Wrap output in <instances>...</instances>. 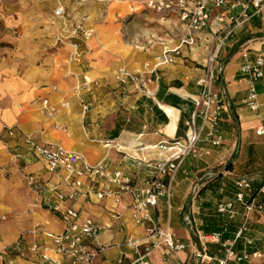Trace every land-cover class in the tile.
<instances>
[{
  "label": "crops",
  "instance_id": "1",
  "mask_svg": "<svg viewBox=\"0 0 264 264\" xmlns=\"http://www.w3.org/2000/svg\"><path fill=\"white\" fill-rule=\"evenodd\" d=\"M33 1L40 9L52 6L56 10L60 5L68 9L64 0ZM76 1L80 11L72 19L56 17V25L49 26L53 32L48 65L31 72L0 66V264H50L40 252L62 260L50 234L62 232L64 226L31 181L51 183L62 191L73 188L49 172L45 158L29 140L80 154L84 162L105 164L111 171L122 170L132 177L134 193L123 194L120 201L114 195L97 197L96 191L105 182L98 177L88 181L84 193L63 204L103 226L92 247L104 250L92 264H129L137 253L124 243L129 239L141 245L153 242L149 234L155 223L187 248L165 261L162 244L150 255L149 264H218L229 243L237 253L264 254V209L251 213L247 230L240 236L244 207L235 204L232 219L218 211L220 203L235 199L239 176H248L252 183L246 199L264 203V196L252 197L264 181V140L255 133L264 125V76L256 82L260 107L252 110L245 103L247 84L241 71L245 53L251 61L257 53L264 54V14H254L251 7L250 19L223 43L230 22L220 16L227 6L210 4L209 27L193 32L194 42L187 44L184 40L189 35L179 14L158 11L149 6V0ZM17 23L7 20L3 25ZM39 24L40 29L46 25ZM47 32L44 26L45 40ZM174 49L178 52L169 53L172 60L163 59L166 50ZM212 65L217 67L219 83L211 89L223 90V143L213 147L202 143L209 154L188 156L172 181L164 177L172 194L161 196L158 205L148 209L149 218H144L135 209V195L151 176L147 162L171 154L152 145L185 138L187 121L195 112L192 97L202 95L204 86L199 80ZM44 99L56 106L54 116L47 115ZM144 157L147 162L139 163ZM44 194L54 198L55 191L48 188ZM223 228L217 241L201 238ZM35 244L40 251L33 249ZM198 253L214 259L199 260ZM257 264H264V255Z\"/></svg>",
  "mask_w": 264,
  "mask_h": 264
},
{
  "label": "built area",
  "instance_id": "2",
  "mask_svg": "<svg viewBox=\"0 0 264 264\" xmlns=\"http://www.w3.org/2000/svg\"><path fill=\"white\" fill-rule=\"evenodd\" d=\"M80 2L86 0H78ZM149 6L158 11L178 13L182 21L183 28L189 35L184 40L187 44L194 42L191 35L193 32L203 30L209 27L210 9L209 5L215 7L227 6L226 10L221 13V19L229 18V26L226 28V39L233 33L236 27L244 24L250 19L248 10L252 7L254 14H264V0H149ZM240 7V11L235 9ZM55 15L58 17L66 16V8L60 5L55 10ZM78 27L76 30H80ZM183 42V43H184ZM178 52V49L166 50L163 59L170 61L172 58L169 53ZM245 62L241 67L247 84V97L245 103L252 109L257 110L260 107L258 100V92L256 82L264 76V54L257 53L251 61L249 54H244ZM216 60V55L212 61ZM219 83L217 67L209 66L206 76L199 80V84L204 86L202 95L192 97L195 105V112L192 118L187 121L188 130L185 138L163 141L158 145H152V148L160 147L171 152V154L162 160L148 161L141 158L139 163L147 162L152 168L151 176L146 181L144 190L135 195V209L137 212L144 214V218L148 217V209L155 207L159 203V199L164 194L171 195V185H165L164 177H169L172 181L175 173L180 165L188 156L201 157L210 153V149L202 146V143L210 146H218L223 143V136L220 131L221 115L224 110L223 90H212L211 86ZM88 105L85 106L88 109ZM44 108L48 116H54L57 108L51 104L48 99L44 100ZM256 135L261 136L264 140V125L256 129ZM34 149L47 162L49 170L61 176L65 183L71 186V191H62L51 183L41 185L31 181L36 193L42 198V202L47 204L55 213L58 214L64 230L60 233H51L50 236L54 241V251L62 257V260L54 258L46 252H40L43 259L50 264H92L95 257L104 250L103 247H92V244L97 242V238L103 230V226L90 217L82 218L79 210L72 207H64L63 204L67 200H74L80 193H84L89 187L88 181H95L98 177L105 180L96 191L99 199H104L114 195L116 201L125 193H134L133 180L130 175L125 174L122 170H109L105 164H89L83 161V156L80 154L67 152L62 148H49L37 145L32 140ZM237 192L235 199L229 202H223L218 205V211L227 213L230 219L234 218L235 204H241L245 209V220L242 228L238 232L240 236L248 227V220L252 212L255 210L262 211L263 203L252 199L247 201L248 192L252 190V183L248 176H239L236 180ZM55 191L54 198L47 197L44 193L46 189ZM114 189V190H113ZM258 195L264 196V181L258 190ZM46 196L43 197V196ZM135 216V214H134ZM228 225V223H227ZM226 225V226H227ZM222 232L211 234H202L201 238L206 241H217L221 238ZM150 238H155L153 242L147 245H141L135 240L129 239L124 243L126 246H131L134 252L137 253V258L133 259L129 264H149V257L156 248L164 245L165 261H169L174 252L187 248L175 234L164 232L160 226L155 223L150 229ZM35 251H40L38 245H34ZM225 256L218 260V264H228L230 261L236 263L247 262L248 264H257V261L264 254L260 251L248 252L243 251L237 253L234 249V244L229 243L224 245ZM197 259L205 258L211 262L214 257L209 254L198 253ZM120 261H122L120 259ZM7 264H14L9 261Z\"/></svg>",
  "mask_w": 264,
  "mask_h": 264
},
{
  "label": "rangeland",
  "instance_id": "3",
  "mask_svg": "<svg viewBox=\"0 0 264 264\" xmlns=\"http://www.w3.org/2000/svg\"><path fill=\"white\" fill-rule=\"evenodd\" d=\"M64 1L68 6L66 16L58 17L55 15V7L40 9L33 0H0V66L5 65L18 71L31 72L36 70V66L48 65L51 52L49 38L53 32L49 26H55L57 18L72 19L80 11L78 8L80 3L76 0ZM87 1L95 2V0ZM7 20H16L18 23L13 27H5L3 23ZM39 22H44L46 24L44 26H48L46 35L48 40L44 39L42 35L44 26L40 29ZM13 130L10 128L8 131L13 132ZM51 174L57 176L52 172Z\"/></svg>",
  "mask_w": 264,
  "mask_h": 264
},
{
  "label": "trees",
  "instance_id": "4",
  "mask_svg": "<svg viewBox=\"0 0 264 264\" xmlns=\"http://www.w3.org/2000/svg\"><path fill=\"white\" fill-rule=\"evenodd\" d=\"M256 193H257V192H253V193H252V197H254V195H256ZM247 201H251V199H248ZM259 202H261V201H259ZM261 203H263V202H261ZM263 204H264V203H263ZM228 225H231V222L228 223ZM219 230H220L221 232H222V231H225L224 228H223V229H219ZM227 230H228V228H227Z\"/></svg>",
  "mask_w": 264,
  "mask_h": 264
}]
</instances>
